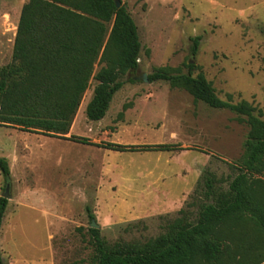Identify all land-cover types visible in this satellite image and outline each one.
<instances>
[{
  "label": "rangeland",
  "instance_id": "1",
  "mask_svg": "<svg viewBox=\"0 0 264 264\" xmlns=\"http://www.w3.org/2000/svg\"><path fill=\"white\" fill-rule=\"evenodd\" d=\"M26 2L0 0V69L11 62ZM120 2L137 28V70L119 75L123 86L99 122L85 117L91 80L66 136L96 146L0 127V157L10 175L6 182L0 173V198L6 184L10 196L0 227L1 264H90L92 220L108 245L143 244L164 234L180 211L192 221L201 203H212L202 196L205 177L217 196L227 192L241 167L245 123L168 82L143 83L142 75L159 69L186 75L191 65V76L202 74L220 100L245 102L264 121V0ZM104 144L178 150L97 147ZM256 254L264 257V245Z\"/></svg>",
  "mask_w": 264,
  "mask_h": 264
},
{
  "label": "trees",
  "instance_id": "2",
  "mask_svg": "<svg viewBox=\"0 0 264 264\" xmlns=\"http://www.w3.org/2000/svg\"><path fill=\"white\" fill-rule=\"evenodd\" d=\"M120 1V0H119ZM200 38L193 39L192 54ZM141 45L124 6L114 0H27L18 18L11 62L0 69V127L92 145L69 134L90 81L96 82L85 107L89 122H99L123 83L119 75L137 70ZM101 65L94 73V65ZM172 75L159 69L148 82H168L194 102L228 110L247 126L239 173L224 195L204 178L201 203L191 221L185 211L167 224L164 234L143 244L108 245L98 230L88 229L90 264H262L264 245V121L245 102L220 100L202 74ZM131 83L134 81H130ZM114 152H171L173 145H97ZM0 173L9 181L7 161ZM7 200L0 198V227ZM253 233L254 236L251 235ZM254 254V255H253ZM1 264V256H0Z\"/></svg>",
  "mask_w": 264,
  "mask_h": 264
},
{
  "label": "water",
  "instance_id": "3",
  "mask_svg": "<svg viewBox=\"0 0 264 264\" xmlns=\"http://www.w3.org/2000/svg\"><path fill=\"white\" fill-rule=\"evenodd\" d=\"M114 4L116 8H119L121 6V2L119 0H114ZM141 81L143 83H148L147 75H142ZM9 189V185L6 184L4 194L1 196L2 199L8 200L9 195H7V191ZM91 229L99 230V226L95 224V222L92 220L89 226Z\"/></svg>",
  "mask_w": 264,
  "mask_h": 264
},
{
  "label": "crops",
  "instance_id": "4",
  "mask_svg": "<svg viewBox=\"0 0 264 264\" xmlns=\"http://www.w3.org/2000/svg\"><path fill=\"white\" fill-rule=\"evenodd\" d=\"M262 264H264V262Z\"/></svg>",
  "mask_w": 264,
  "mask_h": 264
}]
</instances>
